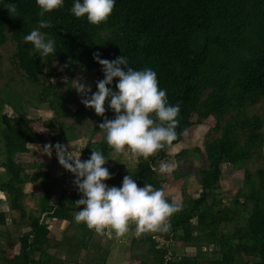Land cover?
<instances>
[{
    "label": "trees",
    "instance_id": "1",
    "mask_svg": "<svg viewBox=\"0 0 264 264\" xmlns=\"http://www.w3.org/2000/svg\"><path fill=\"white\" fill-rule=\"evenodd\" d=\"M13 2L17 12L11 14L6 5ZM72 4L65 0L63 7L45 13L53 24L41 27L37 0H0V64L12 71L0 81V191L17 213L11 230L0 209V264H68L58 252L87 244L95 230L73 218L75 201L83 195L75 174L62 165L51 175L43 162H18L15 155L33 144L68 145L88 134L100 137L86 139L80 158H90L93 148L108 159L114 156L106 161L114 173L106 180L110 186L131 173L138 185L163 187L164 174L151 167L162 161L176 164L173 179L192 176L199 185L191 194L182 181V208L170 218L169 231L129 233L126 264H264V0H116L108 19L98 24L73 14ZM34 27L55 38L56 53L43 57L23 39ZM97 51L108 59L126 55L138 69L154 68L170 102L181 105L177 139L147 159L138 154L134 166L120 162L121 152L99 128L105 116H115L107 100L108 110L98 114L70 88L71 80L83 79L97 89L104 76L93 55ZM62 84L69 86L67 96ZM22 102L45 103L51 115L30 117ZM3 105L15 116H4ZM223 165L238 173L234 188H221ZM30 197L37 198L35 208L27 206ZM46 217L66 222L59 240L50 234ZM17 226L28 229L20 233ZM101 234L107 236V230ZM177 240L194 245L195 255L174 256ZM209 245L211 250H202Z\"/></svg>",
    "mask_w": 264,
    "mask_h": 264
},
{
    "label": "clouds",
    "instance_id": "2",
    "mask_svg": "<svg viewBox=\"0 0 264 264\" xmlns=\"http://www.w3.org/2000/svg\"><path fill=\"white\" fill-rule=\"evenodd\" d=\"M40 6L39 25L49 27L53 24L45 13L64 6L65 0H37ZM116 0H73L70 11L77 17L87 16L91 23H100L108 19ZM10 13H16L15 2L6 5ZM34 27L23 39L31 41L41 56L57 52L56 40L51 35ZM94 58L103 66L104 76L96 81L97 89L83 79L71 80V86L81 94L86 106L94 107L95 112L104 114L108 108L115 112L114 118L105 116L99 128L106 133V140L116 151H125L126 146L145 159L158 150L171 145L179 135V102L169 100L168 90L159 82L157 71L145 66L132 67L126 55L114 59L103 58L99 51ZM114 77H119L112 87ZM110 98V99H109ZM106 100L108 108H106ZM188 134V129H183ZM53 147L61 165L71 170L74 183L83 195L75 201L77 222H85L97 233L123 236L135 222L137 235L147 231L167 232L171 228L172 215L182 208L179 201H170L164 187L152 183L138 185L131 173L123 177L122 186L109 185L106 180L114 175L106 166L108 156L102 149L93 148L90 158L81 159L80 154L69 150L68 145L51 142L44 146V152L52 155ZM154 171L161 174L171 173L176 164L162 161L159 166L151 164ZM84 205V207H79Z\"/></svg>",
    "mask_w": 264,
    "mask_h": 264
},
{
    "label": "rangeland",
    "instance_id": "3",
    "mask_svg": "<svg viewBox=\"0 0 264 264\" xmlns=\"http://www.w3.org/2000/svg\"><path fill=\"white\" fill-rule=\"evenodd\" d=\"M10 66L7 65L6 62H3L0 64V81L5 80L6 76H8L9 74H12V71L10 70ZM63 78L60 77L56 80V82H60L62 81L61 79ZM1 84V83H0ZM11 85H18V80H15L13 83L11 82ZM10 87V90L13 89V87ZM2 87V86H1ZM15 87V86H14ZM69 86L62 84V89L65 93V89H67ZM70 88L72 89V86L70 85ZM73 90V89H72ZM74 91V90H73ZM5 96V95H3ZM67 96V94H66ZM71 98V96L67 98V101H69V99ZM9 102L11 104H16L17 100L14 96L11 95V93L9 94ZM23 105L25 106L26 112L28 113V115L30 117H36L39 118L40 120H44L50 117L51 115V111L49 110V108L47 107V105L45 103H36V102H32V103H24L22 102ZM69 103V102H68ZM71 104V103H69ZM2 113L4 116H15V112L8 106L3 105L2 106ZM91 121L88 120V123H90ZM78 125V122H75ZM82 127H85L84 125ZM85 129V128H84ZM82 130V129H81ZM84 133V132H83ZM98 137H100V134H95L94 136L91 134H88V136L86 137V139H97ZM86 139L84 138H78L73 140L72 142H69L68 146H69V150H73V152L75 154H80V150L83 148ZM44 146L43 144H33L30 147V150L27 153L24 154H16L15 155V160L16 161H20V162H31V161H37V162H43L42 166L44 168H47L48 171L51 173V175H58L61 170H62V165L60 164L58 157L56 155V151L55 148L53 147V152L52 155L49 156L46 152H44ZM175 150V149H174ZM121 161L122 163L134 166L136 163V157L138 154L134 153L130 147L126 146L125 151L121 152ZM172 157V156H171ZM112 159L114 160V156L112 157ZM112 159H108V161L111 162ZM221 171H222V175L220 178V184H221V188L223 190H228L230 188H234L235 186H237V180L236 177L238 175L237 172H235L234 170L231 169V167L229 165H223L221 166ZM166 180L165 182L162 184V186L165 189L166 194H169L172 197L173 201H180L181 195H180V188H181V183L184 180L182 185H185L187 192L194 194L199 185L196 182V180L192 177L189 176L185 179L183 178H179V179H173L171 177V173H165L164 174ZM119 186H122V182H118ZM69 189V187H67ZM67 189V191H68ZM29 190H31V187L29 184L25 185V191L28 192ZM59 192V189L56 188L54 190L55 195ZM0 196L1 198H3V194L0 192ZM37 205V198L36 197H30V199H28L27 201V206L31 207V208H35ZM2 208H4L5 212H6V216H7V222H8V228L13 230L16 229L15 223L12 222L11 218L12 217H16L17 213H15L13 210L9 209L8 206H1L0 203V209L2 210ZM75 216V213H74ZM75 218V217H73ZM58 222V223H57ZM135 222H132L131 224H133ZM56 226H58L59 229H65L63 228V226L66 224V222H59L56 221L54 223ZM50 225H53V223H51L50 221ZM62 226V227H61ZM27 227H22V226H17V230L22 233L25 230H27ZM71 233H74V239L75 241H80L82 239V236L79 234V232L72 230ZM127 233H137V226L135 224V227L133 229L130 228V230ZM92 234V233H91ZM91 234L89 235L91 237ZM95 236V237H94ZM108 237L110 239V241H112V246L110 245V247L113 248L114 251H116L118 254H121V252H123L125 254V248L126 246L129 244V240L125 242V234L123 236H116L115 233L113 232L112 235H103L101 233H94L93 237L90 238L92 240V242H97V240H99L100 238H105ZM74 241V242H75ZM163 242L158 243V245H161ZM94 244V243H93ZM95 245V244H94ZM76 248V251L79 250V253L77 254V256H79V259H83V264H94L93 262H91V258H94V260L97 263V260L101 257L102 252H104L105 250V246L103 245L100 248H95L93 246V248H91L89 245H81L78 246L74 245ZM205 248H207L208 250H211L212 245L206 246V247H202V250H204ZM172 249L174 251V256L180 257L182 255H187L189 257H192L195 255L196 253V248L194 247V245L190 244H185L182 241H174V243L172 244ZM52 252V251H51ZM123 254V256H124ZM122 256V258H123ZM112 258L116 260V262L114 263L113 259H109V264H126L127 261L129 262L128 259L118 260L117 257L112 254ZM120 261V262H119Z\"/></svg>",
    "mask_w": 264,
    "mask_h": 264
},
{
    "label": "crops",
    "instance_id": "4",
    "mask_svg": "<svg viewBox=\"0 0 264 264\" xmlns=\"http://www.w3.org/2000/svg\"><path fill=\"white\" fill-rule=\"evenodd\" d=\"M0 192L4 196V193L2 191H0ZM0 203H1V206L2 207L7 206L5 196L3 198H1V196H0ZM2 210L5 211L4 208H2ZM50 221H51V223H53V225H50ZM56 221H59L60 222V220L57 219V218L46 217V222H47V224L50 225L49 226V228H50L49 229L50 230V234L52 236H54L56 238V240H59L62 237L63 229H59L58 226H56L54 224ZM63 222H65V221H63ZM65 226H66V224L63 226V228H65ZM94 233H97V232L96 231H93L92 234H91V237L89 236V234L87 236V238L89 239L88 242H87L88 246L89 245H92V246H90L91 248H93V246L95 248H100V247H102L104 245L105 246L104 247L105 250H104V252H102L101 257L97 260V263L94 260V258H91L90 259L91 262H93L94 264H109V259H113L112 258V254H114L117 257L118 260L120 259V261L123 260V259H125V256H126V248H125V254L123 252H121V254H118L116 251L113 250L112 247H110V245L112 246V241H110V239L108 237L100 238L99 240H97V242H92V240L90 238L93 237ZM107 233H108V231H107ZM129 239H130L129 233H126L125 234V242L128 241ZM83 245H86V244H83ZM54 249H56V247H53L51 249V251L53 252ZM78 253H79V250L76 251L75 246L68 247V251L67 252H61V251L58 252V254H60L64 259H65V256H66V258H68L67 259V260H69V263L68 264H83L84 263L83 262V259L81 260V259H79V256H77ZM123 254H124V256H123ZM122 256H123V258H122ZM113 260H114V263H115L116 260L115 259H113Z\"/></svg>",
    "mask_w": 264,
    "mask_h": 264
},
{
    "label": "built area",
    "instance_id": "5",
    "mask_svg": "<svg viewBox=\"0 0 264 264\" xmlns=\"http://www.w3.org/2000/svg\"><path fill=\"white\" fill-rule=\"evenodd\" d=\"M43 217V216H42Z\"/></svg>",
    "mask_w": 264,
    "mask_h": 264
}]
</instances>
